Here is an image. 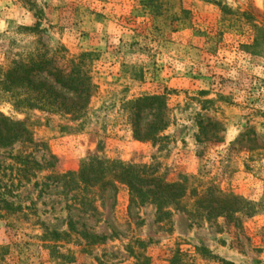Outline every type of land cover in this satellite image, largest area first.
<instances>
[{
  "label": "rangeland",
  "instance_id": "374dc122",
  "mask_svg": "<svg viewBox=\"0 0 264 264\" xmlns=\"http://www.w3.org/2000/svg\"><path fill=\"white\" fill-rule=\"evenodd\" d=\"M33 54L41 81L74 69L91 93L66 114L0 88L3 264H264V0H0V79ZM9 122L27 135L8 141ZM96 158L185 178L183 210L158 219L120 184L91 210L64 176ZM209 188L244 209L194 206Z\"/></svg>",
  "mask_w": 264,
  "mask_h": 264
},
{
  "label": "trees",
  "instance_id": "16d2710c",
  "mask_svg": "<svg viewBox=\"0 0 264 264\" xmlns=\"http://www.w3.org/2000/svg\"><path fill=\"white\" fill-rule=\"evenodd\" d=\"M47 66L48 62L41 55L33 54L28 61H13L3 78L0 79V88L6 93L23 97L21 102L26 103L29 107H42V105L56 107L57 110L65 109L64 113L66 114L82 111L87 105L91 93L87 78L84 75H79L78 70L71 69L69 72L55 70L48 72L52 77L50 82L41 81L40 74L47 70ZM62 91L68 92L76 98V101L71 102L68 106L69 108H66L67 97L61 93ZM159 100L158 97H146L135 101L134 107L137 109L153 108L155 104H159ZM159 105H157V109L160 108L161 105ZM2 119L5 120V118ZM21 127L22 123L9 122L8 141L13 142L20 135H27V132ZM157 129L160 127L156 125L149 127L143 137L152 139L153 131H157ZM33 164L38 166L35 162ZM64 177L69 178V184H71L68 190L82 193L80 201L85 202V205L93 211L97 209L94 205L95 199L103 201V193L115 191L116 186L120 184L128 188L131 205L151 204L155 208L158 219L171 216L172 211H182L181 203L188 191L185 178H180L176 182H168L150 166L125 164L120 161L97 158L82 163L78 172H70ZM214 192L213 188H209L204 195H197L194 206L198 208L203 201H207V206L204 208L208 209V213H216V215L244 209L240 207L241 200L239 198L225 194H219L218 197ZM192 193L195 194V191L193 190ZM72 231L74 230L70 224L67 234ZM78 234L79 237L85 238L88 246L106 240V237L92 235L87 230L79 231ZM45 235L55 241L61 236L55 232H46ZM63 236L67 237L66 234ZM6 255L7 249L0 248V264H3Z\"/></svg>",
  "mask_w": 264,
  "mask_h": 264
}]
</instances>
